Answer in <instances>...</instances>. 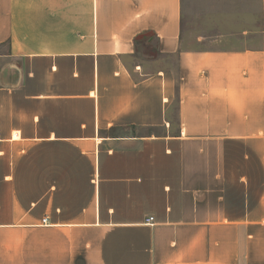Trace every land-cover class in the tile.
Returning a JSON list of instances; mask_svg holds the SVG:
<instances>
[{
    "label": "crops",
    "instance_id": "0c3cea01",
    "mask_svg": "<svg viewBox=\"0 0 264 264\" xmlns=\"http://www.w3.org/2000/svg\"><path fill=\"white\" fill-rule=\"evenodd\" d=\"M0 264H264V0H0Z\"/></svg>",
    "mask_w": 264,
    "mask_h": 264
},
{
    "label": "built area",
    "instance_id": "2783aa9c",
    "mask_svg": "<svg viewBox=\"0 0 264 264\" xmlns=\"http://www.w3.org/2000/svg\"><path fill=\"white\" fill-rule=\"evenodd\" d=\"M153 220H154V217L150 216V217L147 218V221H146V222H148V223H152Z\"/></svg>",
    "mask_w": 264,
    "mask_h": 264
},
{
    "label": "rangeland",
    "instance_id": "374dc122",
    "mask_svg": "<svg viewBox=\"0 0 264 264\" xmlns=\"http://www.w3.org/2000/svg\"><path fill=\"white\" fill-rule=\"evenodd\" d=\"M142 50V49H141ZM143 53H144V51H143Z\"/></svg>",
    "mask_w": 264,
    "mask_h": 264
},
{
    "label": "trees",
    "instance_id": "16d2710c",
    "mask_svg": "<svg viewBox=\"0 0 264 264\" xmlns=\"http://www.w3.org/2000/svg\"><path fill=\"white\" fill-rule=\"evenodd\" d=\"M139 38H141V37H139Z\"/></svg>",
    "mask_w": 264,
    "mask_h": 264
}]
</instances>
